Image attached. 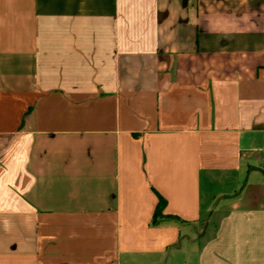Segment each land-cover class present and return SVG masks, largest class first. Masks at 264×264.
Here are the masks:
<instances>
[{"label": "crops", "instance_id": "crops-1", "mask_svg": "<svg viewBox=\"0 0 264 264\" xmlns=\"http://www.w3.org/2000/svg\"><path fill=\"white\" fill-rule=\"evenodd\" d=\"M263 158L264 0H0V264H264Z\"/></svg>", "mask_w": 264, "mask_h": 264}, {"label": "rangeland", "instance_id": "rangeland-1", "mask_svg": "<svg viewBox=\"0 0 264 264\" xmlns=\"http://www.w3.org/2000/svg\"><path fill=\"white\" fill-rule=\"evenodd\" d=\"M219 219H220L219 215H214L212 217L204 219L201 222L200 228L205 231L203 235L204 239H209L214 235Z\"/></svg>", "mask_w": 264, "mask_h": 264}, {"label": "trees", "instance_id": "trees-1", "mask_svg": "<svg viewBox=\"0 0 264 264\" xmlns=\"http://www.w3.org/2000/svg\"><path fill=\"white\" fill-rule=\"evenodd\" d=\"M166 204V200L160 195H158V204L153 218V225L158 224L161 219L165 218V216L163 215V210L165 209Z\"/></svg>", "mask_w": 264, "mask_h": 264}, {"label": "built area", "instance_id": "built-area-1", "mask_svg": "<svg viewBox=\"0 0 264 264\" xmlns=\"http://www.w3.org/2000/svg\"><path fill=\"white\" fill-rule=\"evenodd\" d=\"M263 162H264V158H263Z\"/></svg>", "mask_w": 264, "mask_h": 264}]
</instances>
